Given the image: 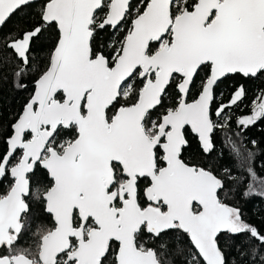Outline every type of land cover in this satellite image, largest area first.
<instances>
[{"label": "snow or ice", "instance_id": "1", "mask_svg": "<svg viewBox=\"0 0 264 264\" xmlns=\"http://www.w3.org/2000/svg\"><path fill=\"white\" fill-rule=\"evenodd\" d=\"M34 3L0 0V30ZM37 17L0 38V80L33 85L0 151V264H264V228L185 155L190 137L214 151L245 98L216 103L221 84L264 79V0H43ZM261 119L264 89L236 123ZM41 217L36 251L16 247Z\"/></svg>", "mask_w": 264, "mask_h": 264}, {"label": "trees", "instance_id": "2", "mask_svg": "<svg viewBox=\"0 0 264 264\" xmlns=\"http://www.w3.org/2000/svg\"><path fill=\"white\" fill-rule=\"evenodd\" d=\"M42 2L43 0L34 3L18 15H13L0 30V38L34 24L38 19L37 12ZM120 35H123V33ZM39 47L40 50L34 55L46 62L47 53L51 47V40L48 38L42 39L39 42ZM0 49L3 50L5 56H11V50L3 49L2 44H0ZM3 76L5 79L0 80V151L4 147V137L11 131L9 126L14 122L16 114L20 111L28 96V91L33 87L32 84H29L28 91L16 88L10 68L3 73ZM240 84L245 86L246 96L237 106L228 110L231 115V121L228 126L220 127L214 133V151L208 156L205 155L201 151L195 137H190L192 141L191 147L185 155L188 159L199 162L201 165L212 167L218 175L224 178L227 201L238 204L251 223L264 228V197L260 195H244V193L248 192V186L253 181V177L249 174L250 168L254 170L256 179L264 178V119L258 120L254 125L247 128H242L236 123L239 117L252 114L254 104L258 100L261 90L264 89V79L246 80L240 76L228 79L217 89L218 92H223V96H217L216 103L221 101L226 103L233 90ZM215 106L214 104L213 107L215 108ZM218 123H223V120L218 121ZM251 141H256L257 143L253 145ZM233 145H235V150ZM248 153L253 155L249 157ZM224 169H228L229 173H225ZM7 184L8 181L0 183V192L6 190ZM41 224L51 227L52 220L50 217H41L39 220L30 218V227L22 233L16 247L31 249L35 252L39 241V235L36 233ZM5 254H7V250L4 248L0 249V255Z\"/></svg>", "mask_w": 264, "mask_h": 264}, {"label": "rangeland", "instance_id": "3", "mask_svg": "<svg viewBox=\"0 0 264 264\" xmlns=\"http://www.w3.org/2000/svg\"><path fill=\"white\" fill-rule=\"evenodd\" d=\"M251 185H253V189H252L253 194H249V195H257L255 193H259L262 190H264V178L263 179H256V178L254 179L253 178ZM248 192H249V190H248Z\"/></svg>", "mask_w": 264, "mask_h": 264}, {"label": "water", "instance_id": "4", "mask_svg": "<svg viewBox=\"0 0 264 264\" xmlns=\"http://www.w3.org/2000/svg\"><path fill=\"white\" fill-rule=\"evenodd\" d=\"M40 1H42V0H35V3H37V2H40ZM213 152V151H212ZM205 154V153H204ZM211 153H209V154H205V155H210Z\"/></svg>", "mask_w": 264, "mask_h": 264}, {"label": "flooded vegetation", "instance_id": "5", "mask_svg": "<svg viewBox=\"0 0 264 264\" xmlns=\"http://www.w3.org/2000/svg\"><path fill=\"white\" fill-rule=\"evenodd\" d=\"M0 249H3V248H0Z\"/></svg>", "mask_w": 264, "mask_h": 264}]
</instances>
